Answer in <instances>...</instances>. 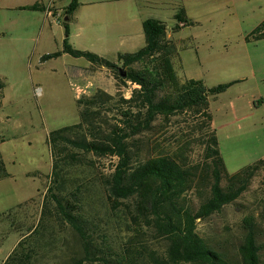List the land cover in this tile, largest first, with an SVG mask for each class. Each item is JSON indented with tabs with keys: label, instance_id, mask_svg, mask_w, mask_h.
<instances>
[{
	"label": "rangeland",
	"instance_id": "1",
	"mask_svg": "<svg viewBox=\"0 0 264 264\" xmlns=\"http://www.w3.org/2000/svg\"><path fill=\"white\" fill-rule=\"evenodd\" d=\"M19 1L0 0V77L5 83L0 91V154L10 174L0 180V264L20 237L30 234V228L37 230L22 246L24 250L34 249L30 264H63L81 256L75 231L69 225L57 224L56 216L49 231L47 210L43 208L53 170L50 135L80 121L81 96L104 88L130 97L134 87L130 82L120 83L115 71L107 67L100 68V79L88 84L79 72L92 63L83 56L63 53L42 58L63 50L66 40L75 48L114 59L118 49L135 51L145 45L140 17L161 19L167 36L174 41L172 60L181 79H202L208 87L230 83L210 97L212 124L227 172L236 173L264 158V36L257 38L254 33L264 21V0H173L174 4L152 8L147 5L165 0H98L96 4L84 0L87 4L69 21V32L64 16L58 21L42 10L18 7ZM45 3L52 4L49 0ZM180 8L192 23L175 30ZM122 19L131 21L135 37L138 26L141 44L120 46L127 37L113 29ZM91 20L94 23L87 24ZM121 68L125 72L128 69ZM92 71L96 67L86 72ZM187 118L191 116L179 115L172 122L178 124ZM174 130L173 126L160 127L143 134L146 149L153 143L175 144ZM80 155L81 162L67 166L65 194L71 198L68 192L75 185L83 186L84 215L95 225L96 235L107 228L114 236L119 229L114 218L117 213L108 202L102 181L113 172L117 157L81 151ZM263 199L264 169L237 203L199 221L198 231L235 256L243 234L239 222L244 214L259 211ZM125 202L133 203L134 198ZM261 232L264 245V221ZM147 237L152 249L163 254L165 242L153 239L152 233Z\"/></svg>",
	"mask_w": 264,
	"mask_h": 264
},
{
	"label": "trees",
	"instance_id": "2",
	"mask_svg": "<svg viewBox=\"0 0 264 264\" xmlns=\"http://www.w3.org/2000/svg\"><path fill=\"white\" fill-rule=\"evenodd\" d=\"M79 5V0H72L65 10L67 32ZM23 8L46 9L41 4ZM183 11L180 8L175 15L179 21L175 30L192 23ZM143 29L146 44L133 52H119L114 59L75 48L67 40L63 50L42 57L63 53L83 56L93 65L113 69L120 83L134 85L130 97L104 88L81 96L80 121L50 135L53 170L43 205L49 231L56 216L57 224L69 225L75 231L82 248L81 256L63 264H264V245L260 240L264 199L259 211L241 218L243 234L235 256L198 231L199 221L237 203L264 169L262 158L236 173L226 170L212 124L210 97L227 89L230 83L208 87L202 79H181L172 60L176 47L167 37L165 22L148 18ZM254 33L257 38L264 36V21ZM121 66L128 68L126 77L121 74ZM4 86L0 77V91ZM179 115L191 118L173 123ZM168 126L175 127V144L153 143L146 149L148 142L143 134ZM80 151L117 157L113 172L102 181L108 202L117 213L116 237L107 228L96 235L95 225L84 215L83 186L75 185L68 192L71 198L65 194L67 166L82 161ZM9 175L0 154V179ZM130 198H134L133 203L125 202ZM36 230L30 228V234L20 237L3 264H30L34 249L24 250L22 246ZM149 233L153 239L165 242L163 254L152 249Z\"/></svg>",
	"mask_w": 264,
	"mask_h": 264
},
{
	"label": "crops",
	"instance_id": "3",
	"mask_svg": "<svg viewBox=\"0 0 264 264\" xmlns=\"http://www.w3.org/2000/svg\"><path fill=\"white\" fill-rule=\"evenodd\" d=\"M50 1L52 2V4L48 5V4L45 3V0H20L19 1L20 4L18 5V7L23 8L24 6H29V5H33V4H41V5H44L47 8L48 6L51 5L50 7H51L52 11L55 14H62L65 17V19L67 20L68 17H66L65 10L69 6V4L72 2V0H61L60 4L58 2H56V0H49V3H50ZM79 2H80V5L78 7L79 10L81 9V6L87 4L86 3L87 1H84V0H79ZM99 2L100 1H98V0H90L89 1V3H91V4H96V3H99ZM173 2H174L173 0H168V1L165 0V1H161V2L155 1V2H153V4H151V6L147 5V7L148 8H152L154 6H156V7L157 6L158 7H166L167 4L171 5V4L175 3V2L174 3ZM78 9L76 11H78ZM46 10L47 9L42 10V11H44L46 13ZM148 18H154V17H151V16H147L146 17L144 15V16L140 17V21L143 23ZM156 19H158V18H156ZM159 20H161V19H159ZM92 23H94V21H92V20L87 22V24H92ZM130 24H131V21L122 19V20H119L117 26L113 29V31L116 32V33H119L120 36H126L127 37L123 41V43L120 44V46L133 47V46H138L142 42L143 38H142L141 34H139L138 26H137V29H136L138 34L135 37V35L133 33L134 30L131 28ZM143 31H144V29H143ZM143 35L145 36V33ZM167 37L171 38V37H169V35ZM145 40H146V37H145ZM145 44H146V42H145ZM137 48L139 49V47H137ZM119 52H133V51L118 49L117 53H119ZM92 67H96V71H92V72H89V73L86 72L88 69H90ZM100 68H101V66H96V65H93V64L91 66H85V67H83L81 69V71L79 72V75L82 77L83 80L88 82V84H93L94 78L100 79V76H99L100 75V72H99ZM88 94H90V93H88Z\"/></svg>",
	"mask_w": 264,
	"mask_h": 264
},
{
	"label": "built area",
	"instance_id": "4",
	"mask_svg": "<svg viewBox=\"0 0 264 264\" xmlns=\"http://www.w3.org/2000/svg\"><path fill=\"white\" fill-rule=\"evenodd\" d=\"M47 10H46V15L48 16V17H56L57 19H58V21H60V19L63 17V15L62 14H55L53 11H52V9H51V7L50 6H48L47 8H46Z\"/></svg>",
	"mask_w": 264,
	"mask_h": 264
},
{
	"label": "water",
	"instance_id": "5",
	"mask_svg": "<svg viewBox=\"0 0 264 264\" xmlns=\"http://www.w3.org/2000/svg\"><path fill=\"white\" fill-rule=\"evenodd\" d=\"M121 74L123 77H126V72L121 69Z\"/></svg>",
	"mask_w": 264,
	"mask_h": 264
}]
</instances>
